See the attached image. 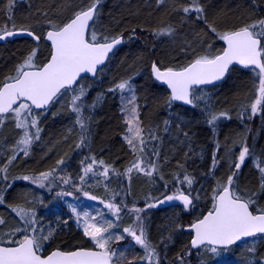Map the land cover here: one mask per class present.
Returning <instances> with one entry per match:
<instances>
[{
    "label": "trees",
    "instance_id": "16d2710c",
    "mask_svg": "<svg viewBox=\"0 0 264 264\" xmlns=\"http://www.w3.org/2000/svg\"><path fill=\"white\" fill-rule=\"evenodd\" d=\"M92 2L93 0H12L10 5V0H0V34L6 30L29 29L42 39L50 28L49 21L62 25L71 19L76 11L89 7ZM190 3L191 0H168V6L165 8L160 6L158 0H101L92 28L98 37L111 39L120 36L123 37V43L94 80H81L80 84H84L87 92L84 98L85 111L89 116V119H84L87 131L82 132L76 122L75 113L70 109L68 95L72 94V90L59 97L45 112L33 111V114L40 116V139L33 140L29 148L31 154L25 159L18 154L16 159L9 163V159L14 155L11 143L18 130L9 117L0 125V168L10 164L6 173H0V177L7 176V180L0 178V197H3V203H0V218L6 222L5 225H0V235L7 236L17 221L22 222L11 213L13 208L19 206L35 213L36 219L41 221L39 226L45 230L44 234L54 230L52 238L44 242L43 255L56 249L71 251L77 248H92L75 228L72 217L62 207L61 201L53 191L39 189L19 177H33L42 172H52V180L55 178L61 186L63 183L58 181L56 170L76 160L84 165L88 157L89 160L95 158L96 161L103 160L112 166H122L127 157L129 159L121 139L127 131L126 124L119 112L120 92H110L108 89L123 80L130 81L136 95L142 135L147 144L145 156L153 162H161L165 178L171 180L175 186L181 185L185 194L186 191H198L197 195L191 193L193 197L198 198L193 200L194 206L187 211L178 205L169 206L172 209L166 210L153 207L154 210L152 209L148 216L144 215V220L152 227L149 234L151 241H162V245L157 248L159 257L166 256L167 252L169 257L171 255L170 264H198V260L193 256L196 253L190 248L189 235L183 229L212 208L214 191L218 184L226 183L228 176L232 174V165L237 160L236 148L242 144L241 138L246 135L252 138L250 155L234 177L235 185L244 197L256 193L253 197L256 200L253 209L264 208V189L260 187V173L256 167L258 162L264 166V111H261L258 120L253 124L244 119L240 120V115H232L230 119L217 121L213 130L208 125L203 110L211 107L212 103L229 111L237 107L241 109L242 103L255 93L253 80H258V72L234 67L221 84L194 90V94H203L200 112L197 108H192V105L182 107L171 103L169 107L167 90L151 75V65L154 62L161 69L180 68L190 63L197 55L218 53L223 49L219 34L264 19V6L257 0H199L200 5L204 7L205 22V19H197L201 14H185L180 10ZM162 21H166L167 25L162 26ZM181 21L184 25H181ZM209 25L217 31L213 33ZM167 27H175L178 31L173 41H167V35L158 34ZM33 49H37V65L43 64L49 57L50 47L42 40L35 44L30 39L20 38L0 44V83L15 75L17 67ZM98 96L101 98L100 102L91 107ZM61 98L65 99L59 103ZM174 111L183 114V132L178 128L181 123L173 118ZM166 121L168 123H165ZM184 133H187V136ZM152 136L156 139H152ZM177 140L183 141L184 145L179 156L173 158L178 148L173 143ZM162 142L169 143V153L165 158V148L162 150L163 157L158 159L152 153L159 152L158 145ZM214 155L217 161L215 164ZM61 160L64 163L58 164ZM185 175L192 178L191 187L182 183ZM135 181L133 191L131 188L126 192L127 187H123L130 197V202L143 206L141 199L146 196L145 189L138 180ZM119 186L121 185L115 188L118 189ZM187 186L191 189L187 190ZM165 189L170 192L169 186L165 185ZM0 240L6 243L8 239L0 236ZM238 245L240 243L226 250L218 249L217 253L222 252V255L217 254L215 257L226 254L224 257L228 260V257H231L242 264H249L252 255L257 258L264 257L263 244L259 245L252 255L235 252L228 256ZM164 246H168L167 251ZM188 253H191L190 256ZM159 264H163L162 261H159Z\"/></svg>",
    "mask_w": 264,
    "mask_h": 264
},
{
    "label": "snow or ice",
    "instance_id": "6c2138e0",
    "mask_svg": "<svg viewBox=\"0 0 264 264\" xmlns=\"http://www.w3.org/2000/svg\"><path fill=\"white\" fill-rule=\"evenodd\" d=\"M12 0H10V5ZM101 0H93L91 5L83 10L76 11L73 17L62 25H56L49 21L50 28L44 35L43 39L50 42L51 52L47 62L42 65L35 63L37 49H33L25 58L24 62L16 69L14 76L6 78V82L0 83V125L4 120L11 116L17 129L23 130L22 138L16 142L19 151L9 159V163L16 159V155L22 152L23 155L29 154V148L33 140L40 139L41 129L38 126V119L33 114V108L46 109L47 106L56 102V100L72 90L70 106L71 110L76 113V122L80 125L82 132L87 131V125L82 118V108L84 107L82 98L87 94L86 88L80 86L73 89L72 86L78 84L83 79L81 74H91L96 77L98 71H102L108 54L116 45L123 42L122 37H98L96 31L92 28L95 18L98 14V6ZM158 3H164V0H158ZM183 13L188 14L195 12L201 14L197 19H205L203 16L204 7L200 5L199 0H191L188 6L180 9ZM210 30L215 33L217 30L209 25ZM172 29H162L159 35H171ZM19 34H26L34 41L39 42L41 36L35 34L29 29H15L4 31L0 34V40L7 39ZM219 39L225 43V47L216 54L207 52L203 55H197L190 63L180 68H166L161 70L154 62L152 64V74L157 81H161L170 89L168 106L171 107L172 101H182L187 105H194V86L213 84L222 80L229 71L230 66L240 65L244 68L254 66L258 69V96L250 105L251 115L255 116L258 112L264 111V19L254 23L246 24L235 30L226 31L219 34ZM210 47V46H209ZM110 92L131 93L127 105H132L130 111L127 105L123 109L128 112L126 124L128 125L129 135L125 139L134 153H144L146 142L143 138L139 113L135 106V94L129 80H123L117 83L113 88L108 89ZM123 100V96L121 97ZM100 96L91 105L95 107L100 102ZM243 120L244 113L239 117ZM221 119H230L227 112L212 113L209 112L207 123L215 129L217 121ZM165 123H168L167 121ZM30 129H35L34 132ZM187 136V133H184ZM156 139L155 136L151 137ZM84 143L82 136L81 144ZM81 145H77L80 147ZM153 155L158 153L153 151ZM250 155V150L245 143L233 163L234 169L228 176L226 183L218 184L212 197V208L203 215L202 218L195 220L188 226V230L194 233L191 239L193 249L201 248L205 245H212L209 249L212 253H217L218 247L228 248L238 241H244L247 238L260 237L264 239V208L253 209L256 200L253 198L256 193L248 197L242 196L236 185L234 177L239 173L241 166ZM216 157L213 156L215 164ZM64 161H58L63 164ZM83 163V162H82ZM99 164L104 166V161H96L92 158L91 162L83 168L80 179L89 173H94L93 165ZM256 167L260 173V187L264 189V166L258 162ZM109 166L103 167L100 173L104 177L109 174ZM133 170L143 172L144 175L151 177L154 172L158 171L157 165L149 159L147 162L137 156L131 166L126 169L127 173ZM55 171V170H53ZM7 166L0 168V173H6ZM52 172H42L36 177L23 176L20 179L31 181L39 187H45V182H51ZM7 180V176L0 177ZM63 183H70V179L64 178ZM182 183L191 187L193 180L189 176L183 177ZM11 187V185H9ZM79 190V189H77ZM63 195H71L64 193ZM87 196L88 194L85 193ZM95 200L96 197H89ZM193 197L191 193L185 194L183 191L173 195H167L156 203H150L148 207H157L161 204L171 201L182 202L183 209L187 211L193 207ZM0 203H3V197H0ZM103 203V201H101ZM105 207L117 217L121 211L120 205L107 203ZM16 215L23 223V227L13 229L9 233V239L0 240V264H114V257L117 251L112 249L111 244L125 239V235L130 236L131 242L139 245L144 255L141 257L145 264H159V256L155 247L148 240L143 228V221L139 215L135 218V227L129 226L123 229V234L114 235L110 229L116 227L111 221L100 223L96 217L90 216L88 212L83 213V236L89 239L93 245L92 248H77L71 251L55 250L48 255H43L44 242L49 241L54 230H49L44 234V229L39 226L35 213L17 206L13 209ZM76 208L72 212L76 213ZM137 214L142 209L134 208ZM255 212V214H254ZM103 215V213H98ZM77 219H80L77 213ZM5 220L0 218V225H5ZM66 223V221H65ZM179 227V226H178ZM22 233V238H13L14 233ZM249 252H254V248H249ZM120 252L119 255H123ZM178 259H183L178 257ZM253 264H256L254 261ZM264 264V261H259Z\"/></svg>",
    "mask_w": 264,
    "mask_h": 264
},
{
    "label": "rangeland",
    "instance_id": "374dc122",
    "mask_svg": "<svg viewBox=\"0 0 264 264\" xmlns=\"http://www.w3.org/2000/svg\"><path fill=\"white\" fill-rule=\"evenodd\" d=\"M257 1H260L261 4L264 6V0H257ZM160 6H164L166 8V6H168V0H164V3H161ZM175 12H177V11H175ZM160 24L162 26H164V25H167V22L162 21ZM181 25H184V23L182 21H181ZM166 29H172L173 30L171 35H167L168 36L167 41H173L176 38V36L178 35L177 29L175 27H167ZM35 63L38 64V61L35 60ZM253 85H254L255 93H254L253 97L248 98L247 100H245L242 103L243 106L241 109L239 107H237V108L233 109L232 111H229V110L221 107L218 104L216 105V103H212L211 107L203 109L204 115L207 116V120L209 119V112H212V113L227 112L229 114V116H232V115L236 116V115H240L241 113H244V117H245L244 120L250 124H253V122L258 120V117L261 115V112H258L255 116H252L250 119L248 118L251 115L250 105L256 100V98L258 96L259 79L253 80ZM80 86H84V84L78 85L76 89H78ZM131 87H132V85H131ZM132 89H133V87H132ZM133 91H134V89H133ZM73 95H74V92H72L71 95H68L70 102H71ZM130 95H131V93L125 91L123 94L120 93L118 96L119 112H120V114L122 116V120L125 124H126V117L128 116V112L124 111L123 109L127 105V101L129 99ZM85 96L82 98V102H83L84 107L82 108L81 114H82V118L87 120V119H89V116H88L87 112L85 111L86 110L85 101H84ZM122 96H123V100L121 98ZM194 96L196 97V99H194V105L195 106H191V107L197 108L198 112H200L201 111V109H200L201 108V105H200L201 101L200 100L203 99V94L201 92H196L194 94ZM135 97H136V95H135ZM64 99L65 98H61L59 103H61ZM135 106H136L137 111L139 113L137 103H136V99H135ZM127 107H128V110L130 111L132 105H127ZM70 109H71V106H70ZM173 114L175 115L173 118H176L179 124L181 123L180 125H178V128L179 129L181 128L182 132H183L182 125L185 122L183 114H181V113L178 114L176 111H174ZM34 115L37 117V119L40 117L39 115H36V114H34ZM75 115H77V114L75 113ZM9 119L12 122V124L15 126V122L11 118V116H9ZM127 129H128V125L126 124V130ZM17 130H18V132L15 134L14 140L11 143V146L13 147L12 148L13 149L12 155L13 154L15 155L19 151V149L16 146V142L19 139H21L22 135H23V130H20V129H17ZM34 130L35 129H30V131H32V132H34ZM127 135H129L128 131H126V133L121 136V139H122V143L124 144V147L126 149V152L129 155V159L127 157V159L125 160V163L122 164V166H120V167L112 166V165H109L106 162H104V166H109V168H110L109 174L107 177H104L103 175L100 174L103 172L104 166L99 165L97 163V164L93 165L94 173H89L87 176L84 177V180L82 181L80 179V177L82 175H84L83 168L88 163L91 162V159L89 160L87 157V159H86L87 161L84 163V165L81 162H79V160H76V161H73L72 163L67 164L65 166H62V167H60V169L56 170V173H57L56 176H58V181L63 183V179L68 178V179H70V183H68V184L63 183V185L60 186L58 184V182H56V179L53 178L54 179V181H53L51 177H50L51 182L49 183L46 181L45 187H43V188L39 187L37 184L32 183L31 181H28V182L34 184L36 187H38L39 189H42L44 191L45 190L47 192L53 191L54 194L57 196V199L61 201L60 204L62 205V207L65 208L67 210L66 212L69 213V216L72 217V221H73L75 228L82 234V236H83V223H84L83 213L84 212H88L90 214V216L96 217V220L99 221L100 223L106 224L107 221H111L114 225H116V227L110 229V232H112L114 235L123 234V229L126 227H129V226L135 227L136 225H135L134 221H135L136 216L139 215L143 221V228H144V231L147 235V238L151 242L152 246L155 247L156 252H157V248L159 249V245H162V244H160L162 241L159 240L157 242L159 244H157L156 242L153 243V241H151L149 234H150V229L152 227L147 223V220H144L143 217H144V215L148 216V214H150L151 210L152 209L154 210V208L153 207L150 208L147 205L150 203L154 204L157 200L163 199L167 195H173V194H176L178 192H181L180 190L183 191L184 188H182V186L179 184L175 186V184H173L171 180H167L165 178V175L163 174V171L161 168V164H160L161 162H154L157 165L158 171L154 172L151 177L144 175L143 172H137L136 170H133L131 173H127L126 169H128L131 166L132 162L137 159V156L142 157L145 160V162L148 161V157L145 156V154L147 155L146 150L144 153H139V152L134 153L132 151V149L130 148V146L128 145V143L125 139V136H127ZM241 140H242V144L236 148V151H238L236 157H238L239 151L245 143L250 148L252 138L250 135H248V136L246 135L244 138H241ZM32 144H33V142H32ZM92 145H93V143H92ZM173 145L178 147L177 151L173 154V158H177L179 156V154L181 153V149H182V146L184 145V143L181 140H177V141H174ZM146 146H147V144H146ZM168 146H170L169 143L168 144L165 142L160 143L158 145V149H159L158 156L157 155H154V156L157 157L158 159L159 158L161 159L163 157L162 154H164L163 151L165 150V148L167 151ZM154 148H156V147H154ZM161 151H162V153H161ZM168 153H169L168 151H167V153L165 152V155H164L165 158L168 156ZM19 154L21 155L22 159H25V158L29 157L31 152L29 150V154L27 156L23 155L22 152H19ZM168 160H170V159H168ZM162 162H164V159L162 160ZM9 165L10 164L7 165V168H9ZM33 177H36V176H33ZM135 179L138 180L139 183L141 184V186L143 187V189H145L146 196L144 199H141V201L144 204L143 206H138L137 203L130 202V197L127 196V194H126L127 190L129 191V189L132 188L131 190L133 191L135 189L134 188V184L136 182ZM118 185H121V186H119L118 189H116L115 187ZM165 185L169 186L170 192H168L165 189ZM123 186L127 187L126 192H125V190H124L125 188ZM186 188H187V190L191 189L188 186ZM77 189H79V190H77ZM64 193H71V195H63ZM85 193H87L88 195L86 196ZM186 193L188 194L187 191H186ZM191 193L194 195H197L198 191L191 192ZM65 196H68V197H65ZM92 196L96 197V199L93 200V199L89 198ZM101 201H103V203H101ZM107 203H115L117 205H120L121 211H120L118 217L116 215H114L112 212H110L105 207V205ZM73 207L76 208V210H77L76 213L72 212ZM134 208L142 209L143 211H141L140 213L137 214L135 211H131ZM170 208L172 209V207H169V208H164V210L170 209ZM13 209L11 210L12 215L17 220L21 221L20 218L13 211ZM77 213H79V215H80L79 220L77 219ZM98 213H103V215L102 216L98 215ZM37 220L40 221V219H37ZM14 225H15L14 229L23 227V223L18 222V221ZM154 231H156V229H154ZM124 235H125L124 240H121L118 242H113L111 244L112 249L116 250L118 253L117 256L114 257V264H145V261L141 259V257L144 255L143 249L139 245L133 244L131 242L132 238L130 236H128L127 234H124ZM0 236L2 238L4 237V238L9 239V233L7 236H4V235H0ZM13 238H15V239L22 238V233H19V232L14 233ZM84 238H86L88 241V244L91 247H93V245L89 242V239L87 237H84ZM262 244L264 245V239L260 238L259 236L256 238H249V239L241 242L240 245H238L236 248H234L233 251H231L228 254V256L231 255L232 253H235V252L237 254L249 253L250 255H252L253 253H255V251L249 252L248 249L251 247V248H254L255 250H257L259 245H262ZM164 247H165L164 250L167 251L168 246H164ZM207 247H209V246H203L197 250H193L196 253V254L193 253L194 254L193 256H194V258H196V260H198V264H239L240 263L236 259H231V257H228L229 258V260H228L227 257H224L226 254H224L222 257H215V256H217L218 253H212L211 251H209L207 249ZM231 247H229V248H231ZM229 248H227V249H229ZM162 250H163V248H162ZM221 250H226V249H221ZM120 252H123L124 254L121 256V255H119ZM139 253L141 255H139ZM188 254H189L188 256H190L191 253H188ZM211 254H213V256ZM218 255H222V252H221V254H218ZM170 259H171V255L169 257L167 252H166V256H164L162 258L159 257V261H162L163 264H170V262H171ZM254 261L256 262V264H259V261H264V257L257 258V256L252 255L251 256V262H249V264H253ZM240 264H242V262Z\"/></svg>",
    "mask_w": 264,
    "mask_h": 264
},
{
    "label": "water",
    "instance_id": "95a60500",
    "mask_svg": "<svg viewBox=\"0 0 264 264\" xmlns=\"http://www.w3.org/2000/svg\"><path fill=\"white\" fill-rule=\"evenodd\" d=\"M70 20V19H69ZM68 20V21H69ZM67 21V22H68ZM11 31V30H10ZM48 31V30H47ZM46 31V32H47ZM46 32L44 33V35L46 34ZM2 34V33H1ZM44 35H43V37H44ZM43 37H42V42H44V43H46L49 47H50V52H51V45H50V42H48V41H46V40H44L43 39ZM20 38H26V39H30V40H32L35 44H38L39 42H36V41H34L31 37H29V36H27L26 34H19V35H15V36H13V37H9V38H7V39H4V40H0V44H5L6 42H9V41H12V40H15V39H20ZM122 39H123V37H122ZM123 43V42H122ZM122 43L121 44H119V45H116L114 48H113V50L108 54V58L106 59V61H105V64L103 65V66H101L102 68H104L105 67V65H106V63L108 62V60H109V58L112 56V54L118 49V48H120L121 47V45H122ZM222 45H223V48L226 46L225 45V43L222 41ZM49 57H50V54H49ZM48 57V58H49ZM48 60V59H47ZM47 60L44 62V63H46L47 62ZM43 63V64H44ZM42 65V64H41ZM234 67H236V68H240V69H243V70H252V69H254V70H257V71H259L258 69H255L254 68V66H250V67H248V68H244L243 66H240V65H232V66H230V68H229V71L232 69V68H234ZM161 70H163V69H161ZM228 71V72H229ZM99 72V71H98ZM228 72L226 73V75H225V77L222 79V80H220V81H216V82H214L213 84H205V85H199V86H194V90L195 89H201V88H209V87H215V86H217V85H219V84H221L224 80H225V78H226V76L228 75ZM82 75V77H83V79H85V78H87V79H90V80H94L96 77H92L91 76V74H81ZM151 75H152V78L160 85V86H162L163 88H165L166 90H167V92H168V94H169V96H170V89H168L167 88V85L166 84H164L163 82H161V81H157L155 78H154V76H153V74H152V65H151ZM83 79H80L79 80V82H78V84L80 83V81L81 80H83ZM78 84H76V85H73L72 86V88L73 89H75L76 87H77V85ZM172 103L173 104H176V105H179V106H182V107H189L190 105H187V104H185L184 102H182V101H172ZM51 105V104H50ZM49 105V106H50ZM49 106H47V108L46 109H35V108H33V110L34 111H39V112H44V111H46L48 108H49ZM159 200H162V199H159ZM158 201V200H157ZM156 201V202H157ZM155 202V203H156ZM170 205H180V206H183L182 205V202H180V201H171V202H166V203H164V204H161V205H159V206H157V207H155V208H162V207H167V206H170ZM207 214V212L204 214V215H206ZM255 214V213H254ZM202 218V217H201ZM188 226L189 225H187L186 227H184V229H183V231L185 232V233H187V234H190V241H189V243L191 242V239H192V237H193V235H194V233L193 232H191L190 230H188ZM247 239H249V238H247ZM246 239V240H247ZM245 241V240H244ZM240 242H243V241H238L236 244H238V243H240ZM236 244H234V245H236ZM234 245H231V246H234ZM205 246H209V247H212V245H205ZM231 246H229V247H231ZM203 247V246H202ZM218 247V249H227V248H222V247H219V246H217ZM228 247V248H229ZM190 248L192 249V250H197V249H193L192 247H191V243H190ZM199 249V248H198ZM57 250V249H56ZM75 250V249H74ZM53 251H55V250H53ZM52 252V251H51ZM51 252H49V253H47V254H45V255H48V254H50Z\"/></svg>",
    "mask_w": 264,
    "mask_h": 264
},
{
    "label": "flooded vegetation",
    "instance_id": "af4514ba",
    "mask_svg": "<svg viewBox=\"0 0 264 264\" xmlns=\"http://www.w3.org/2000/svg\"><path fill=\"white\" fill-rule=\"evenodd\" d=\"M170 206H177V205H170ZM179 206V205H178ZM167 207H169V206H167ZM162 208H166V207H162ZM160 209V208H159ZM187 234V233H186ZM189 235V238H190V234H188Z\"/></svg>",
    "mask_w": 264,
    "mask_h": 264
},
{
    "label": "bare ground",
    "instance_id": "6f19581e",
    "mask_svg": "<svg viewBox=\"0 0 264 264\" xmlns=\"http://www.w3.org/2000/svg\"><path fill=\"white\" fill-rule=\"evenodd\" d=\"M78 153H79V151H78Z\"/></svg>",
    "mask_w": 264,
    "mask_h": 264
}]
</instances>
